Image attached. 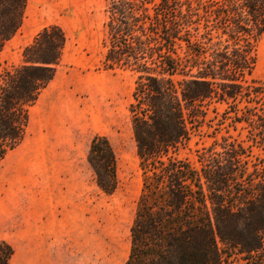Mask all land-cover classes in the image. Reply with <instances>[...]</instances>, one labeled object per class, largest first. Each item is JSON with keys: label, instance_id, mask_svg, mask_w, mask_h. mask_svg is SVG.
<instances>
[{"label": "trees", "instance_id": "16d2710c", "mask_svg": "<svg viewBox=\"0 0 264 264\" xmlns=\"http://www.w3.org/2000/svg\"><path fill=\"white\" fill-rule=\"evenodd\" d=\"M103 2L102 69L134 74L128 109L141 187L124 264H264V82L252 76L264 0ZM26 6L0 0V51ZM66 41L60 25H45L21 63L0 69V161L23 140L29 107L56 76ZM212 119L197 164L178 156ZM253 147L263 154L255 161ZM86 161L112 194L118 168L106 135L92 136ZM13 253L1 239L0 264Z\"/></svg>", "mask_w": 264, "mask_h": 264}, {"label": "rangeland", "instance_id": "374dc122", "mask_svg": "<svg viewBox=\"0 0 264 264\" xmlns=\"http://www.w3.org/2000/svg\"><path fill=\"white\" fill-rule=\"evenodd\" d=\"M42 1L27 0L21 27L0 51L1 69L21 63L22 48L45 25H60L67 37L56 76L29 107L23 140L0 161V240L6 233L19 234L20 217L38 211L41 219L59 221L64 238L59 264H124L141 187L128 109L134 74L102 69L103 0H60V8H47ZM256 53L252 76L264 82V33ZM215 122L203 123L177 155L196 165L195 149L212 142ZM95 134L109 138L117 159L112 194L97 187L86 161ZM40 137L44 148L37 146ZM251 154L253 161L263 156L256 147ZM37 188L42 195L37 200L22 193ZM243 263L230 257L223 264Z\"/></svg>", "mask_w": 264, "mask_h": 264}, {"label": "crops", "instance_id": "0c3cea01", "mask_svg": "<svg viewBox=\"0 0 264 264\" xmlns=\"http://www.w3.org/2000/svg\"><path fill=\"white\" fill-rule=\"evenodd\" d=\"M22 193L30 200H37L42 196L38 188L35 192ZM18 231L19 234L3 235V239L14 248L10 264H59V243L64 238L60 234L56 218L41 219L38 211L35 216L28 218L27 213L26 217H20Z\"/></svg>", "mask_w": 264, "mask_h": 264}, {"label": "bare ground", "instance_id": "6f19581e", "mask_svg": "<svg viewBox=\"0 0 264 264\" xmlns=\"http://www.w3.org/2000/svg\"><path fill=\"white\" fill-rule=\"evenodd\" d=\"M43 3V5L45 6V7H47V8H54V7H56V6H58L59 5V2H60V0H43L42 1ZM61 3V2H60ZM60 6L61 5H59V8H60ZM66 7V6H65ZM63 8V7H62ZM37 142V146L39 147V145L40 146H43V142H42V137H40V141L38 142V140L36 141ZM35 143V142H34ZM36 146V147H37ZM34 147V146H33ZM32 149V148H31ZM34 152H35V150H34ZM33 156V155H32Z\"/></svg>", "mask_w": 264, "mask_h": 264}]
</instances>
